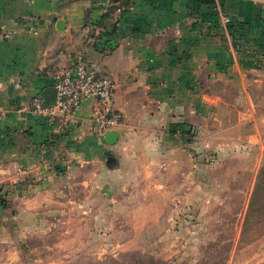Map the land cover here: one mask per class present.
<instances>
[{"label": "crops", "instance_id": "obj_1", "mask_svg": "<svg viewBox=\"0 0 264 264\" xmlns=\"http://www.w3.org/2000/svg\"><path fill=\"white\" fill-rule=\"evenodd\" d=\"M232 21L250 24L248 52L262 66L236 47ZM106 25L118 29L117 46L102 51L95 37ZM80 55L117 83L115 143L91 133L92 101L60 132L30 110ZM262 75L264 0H0V184L17 199L49 198L66 189L70 169L113 175L108 153L122 157L138 128L202 132L234 105L252 112L249 88ZM227 85L239 94L226 97Z\"/></svg>", "mask_w": 264, "mask_h": 264}, {"label": "rangeland", "instance_id": "obj_2", "mask_svg": "<svg viewBox=\"0 0 264 264\" xmlns=\"http://www.w3.org/2000/svg\"><path fill=\"white\" fill-rule=\"evenodd\" d=\"M258 78L252 112L234 105L202 132L138 128L122 157L108 153L113 175L70 169L66 189L49 198L17 199L0 184V264H264Z\"/></svg>", "mask_w": 264, "mask_h": 264}, {"label": "built area", "instance_id": "obj_3", "mask_svg": "<svg viewBox=\"0 0 264 264\" xmlns=\"http://www.w3.org/2000/svg\"><path fill=\"white\" fill-rule=\"evenodd\" d=\"M57 97L47 103L42 94L32 98L30 110L60 132L78 122V110L85 101L94 104L91 115V133L102 139L116 130L123 121L122 112L115 105L116 81L100 73L83 56H77L73 68L56 77Z\"/></svg>", "mask_w": 264, "mask_h": 264}, {"label": "trees", "instance_id": "obj_4", "mask_svg": "<svg viewBox=\"0 0 264 264\" xmlns=\"http://www.w3.org/2000/svg\"><path fill=\"white\" fill-rule=\"evenodd\" d=\"M214 0H206L208 3H212ZM105 24V23H104ZM229 28L232 31L234 37H235V43L237 48H241L243 52L249 53L250 48V40L248 38V35L251 33V26L249 23H241V22H234L232 21L229 24ZM118 32V29L115 28L114 30L110 29L108 25L105 26V31L100 34V36H96V42L95 47L99 48L102 51H105L106 49H112L117 46L116 43V37L115 34ZM95 36V35H94ZM255 53V52H254ZM249 57L254 58L252 53H249ZM256 57V56H255ZM248 58V57H247ZM253 65H258L259 62H255L254 59H252ZM179 126V125H177ZM182 129V128H181Z\"/></svg>", "mask_w": 264, "mask_h": 264}, {"label": "water", "instance_id": "obj_5", "mask_svg": "<svg viewBox=\"0 0 264 264\" xmlns=\"http://www.w3.org/2000/svg\"><path fill=\"white\" fill-rule=\"evenodd\" d=\"M43 97L45 99V102L54 103L56 100V97H57V89L54 86L46 87L43 90ZM118 135H119V131H117V130L109 131L105 135V140L108 143H115L118 139Z\"/></svg>", "mask_w": 264, "mask_h": 264}]
</instances>
